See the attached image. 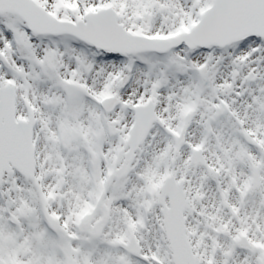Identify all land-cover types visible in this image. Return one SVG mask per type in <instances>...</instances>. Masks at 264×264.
Instances as JSON below:
<instances>
[{"label":"snow or ice","instance_id":"6c2138e0","mask_svg":"<svg viewBox=\"0 0 264 264\" xmlns=\"http://www.w3.org/2000/svg\"><path fill=\"white\" fill-rule=\"evenodd\" d=\"M0 264H264V0H0Z\"/></svg>","mask_w":264,"mask_h":264}]
</instances>
